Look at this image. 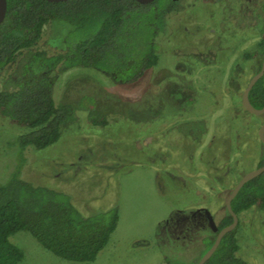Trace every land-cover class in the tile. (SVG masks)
<instances>
[{
    "label": "rangeland",
    "instance_id": "obj_1",
    "mask_svg": "<svg viewBox=\"0 0 264 264\" xmlns=\"http://www.w3.org/2000/svg\"><path fill=\"white\" fill-rule=\"evenodd\" d=\"M194 1L201 4V0H179L175 10L168 14L167 30L158 38L159 62L143 76L120 82L92 67L55 71L54 96L58 102L92 95L96 100L95 112L107 116L110 124L100 132L94 131L89 112L81 110L80 124L68 127L59 142L47 149L28 151L26 176L69 192L84 214L119 203L120 220L109 243L93 262L62 259L44 248L29 232L20 230L10 237L24 252L20 264H166V255L193 264L207 249V240L173 242L170 237L160 235V229L174 209H189L198 204L207 206L219 222L226 215V200L233 187L245 173L258 167L264 155L258 134L261 123L243 114L240 108L243 91L261 63L260 57L247 60L243 54L257 48L260 36L256 22L262 11L260 0L257 5L256 0H234L236 18L230 21V31L224 36L229 54L215 58L206 66L200 59H187L184 55L181 8ZM199 18L205 26L211 24L201 15ZM50 32L46 28L40 46L54 51L56 48L48 44ZM60 34L56 33V38L60 39ZM182 77L197 83L180 86L197 97L195 118L205 119L208 126L203 143L192 155L183 153L179 147L184 137L181 129L185 135L187 124L180 129V121L167 123V127L154 132V143L148 138L150 131H145L152 125L151 116L159 109L164 114L168 107L164 95L153 97L157 91L164 87L172 98H185L178 91L180 86L173 85ZM231 77L240 85H220ZM161 102L163 105L159 108ZM167 112L166 119L173 114ZM5 131L18 134L23 129L9 127ZM213 137L215 143L211 148ZM6 147L0 142L1 181L9 176L7 157L14 152ZM150 147L158 152L156 160L144 154ZM209 160L219 163L222 170L218 175L230 168L224 182L214 178L217 171L210 169ZM169 172L174 174L173 178ZM236 232L240 244L238 254L250 264H264V209L252 207L241 212Z\"/></svg>",
    "mask_w": 264,
    "mask_h": 264
},
{
    "label": "trees",
    "instance_id": "obj_2",
    "mask_svg": "<svg viewBox=\"0 0 264 264\" xmlns=\"http://www.w3.org/2000/svg\"><path fill=\"white\" fill-rule=\"evenodd\" d=\"M7 1V14L0 25V121L7 129L23 131L8 133L0 122V142L14 149L11 155L6 154L9 176L0 180V264L22 262L24 252L10 238L20 230L29 232L62 259L93 262L118 227L119 203L84 214L69 192L26 176L27 154L32 148L43 150L59 142L68 127L80 124L81 110L89 112L94 131L100 132L110 124L107 116L95 112L92 95L58 102L54 96L55 71L92 67L123 82L143 76L159 62L158 38L167 30L173 0L146 4L137 0ZM258 26L261 38L248 57L261 58L259 71L264 60V19ZM46 28L51 31L48 44L56 48L54 51L40 46ZM58 32L60 39L56 38ZM249 97L255 107L264 106V75ZM195 99V95L189 96L187 103L191 106ZM240 108L243 114L264 123V114L249 112L243 103ZM263 164L264 155L258 166ZM232 207L237 214L252 207L264 209V173L245 183ZM232 220L226 209L219 228ZM215 237L205 239L209 245L201 256ZM239 249L234 229L223 237L205 264H250L238 254ZM165 263L185 264L167 255Z\"/></svg>",
    "mask_w": 264,
    "mask_h": 264
},
{
    "label": "flooded vegetation",
    "instance_id": "obj_3",
    "mask_svg": "<svg viewBox=\"0 0 264 264\" xmlns=\"http://www.w3.org/2000/svg\"><path fill=\"white\" fill-rule=\"evenodd\" d=\"M178 1L179 0H173V2L170 5L171 9L168 12V14L171 11L175 10L174 6L176 5V3H178ZM247 1L252 2V0H247ZM257 1L258 0L255 1L256 5L258 4ZM260 7H261L262 15L259 16V19L256 22V28H257V33L261 38L258 24L260 23V21L264 19V0H260ZM234 9H235L234 0L233 3H231V0H201V4L194 1V2H188L184 6H182L181 14L184 15L182 24H184L183 30L185 31V37L183 39V43L185 46L184 55L186 56L187 59H190L192 57L198 58L201 61L205 62L207 66L209 63H213V60L217 57L228 56L229 48L225 47L224 45L225 42L224 36L226 35L225 34L226 32L230 31V27L228 26V24L230 23L231 20H233V18L234 19L236 18L233 12ZM245 14H247V12H245ZM199 15H201V18L203 20L204 19L209 20L211 24L205 26L202 21H199L201 20L199 18ZM191 17L194 18L191 19ZM190 21L193 22L189 23ZM218 52H221L222 56L219 55ZM250 52H252V50L246 51L243 54L245 59L251 60L253 58H256V57H248V53ZM190 61L191 60H189V62ZM185 66H187L186 63ZM191 70L192 69H189V73L192 72ZM206 70L210 71L211 69L207 68ZM217 70H218V74L220 75L221 69L218 67ZM213 72L217 73L215 71ZM257 72L258 69L256 70L255 73ZM240 73L241 72L239 71V74ZM208 84L212 85L213 83L208 82ZM173 85L176 86L197 85V83L193 82V80H184V78L182 77L181 81L173 82ZM220 85H240V83L236 82L235 77H231V79L226 84L221 83ZM178 88H179L178 90L179 93L185 95V98L183 99L182 97L181 99L172 98L171 95L168 94L169 91H167V89L164 87H162L159 91H157V93H155V95H153V97L155 98L156 96L163 97L164 95L166 97L167 100L166 102L168 106L165 112L169 110L167 113L170 114V112H172L173 114L166 119L164 118L165 113L162 114L160 112V109L158 112L156 111L155 114L151 116L152 125H150V134L148 135V138H151L149 140L152 143L154 138L153 135L155 134L154 132H156L159 129L162 130L163 128L167 127V125L170 123H173L175 121H180L181 125H178V127L180 126L181 129L183 126H185L183 124H187V132L185 133V135H183V131L181 129V136L184 137L182 139L183 143L180 144L179 147L181 148L183 153L187 155L189 154L192 155L195 152V150H197L198 146L203 143L208 126L204 122L205 119L202 120L199 118H195L196 113L194 108L197 102V97L190 106L187 103V99L189 96H193V95L187 92L188 89L185 91V89H183L184 87L182 86ZM162 105L163 102L159 104V108ZM158 122H160V124ZM158 126L160 127L158 128ZM214 137L212 139V142L209 144V147L211 148L215 143ZM189 140H192L193 143L189 144ZM144 154H146V156L150 157L151 159L156 160V156L158 152L156 151V149L150 147V150H148V152L146 153L144 152ZM160 158L162 159V161H164V158H162V156H158V159ZM217 160L219 161V159ZM208 162L210 164V169L217 171V173L214 174V178L220 179L222 182H224L225 179L230 174V168L225 170L223 174L218 175V171L222 170L218 165L219 163L217 164L216 163L217 161H213V163H211L210 160ZM169 175L172 178L174 177L173 173L169 172ZM199 193H201V191H197V194ZM203 207L208 208L203 204H198L189 209H184V208L174 209L171 212V214L163 221L160 229V235L170 237L173 242L181 241L182 244L186 243V241L197 242L198 241L197 239H200L201 242L204 243L205 239L207 238L212 239L215 235L217 237L218 231H214V229L212 228L211 221L207 213L205 212L204 209L199 210L200 208ZM212 214L214 220L216 221V217L214 213ZM216 223L219 227L220 221L219 222L216 221Z\"/></svg>",
    "mask_w": 264,
    "mask_h": 264
},
{
    "label": "water",
    "instance_id": "obj_4",
    "mask_svg": "<svg viewBox=\"0 0 264 264\" xmlns=\"http://www.w3.org/2000/svg\"><path fill=\"white\" fill-rule=\"evenodd\" d=\"M49 1H53V2H59V1H65V0H49ZM140 3H150L154 0H137ZM7 10H8V1L7 0H0V25L2 24V22L4 21L6 14H7ZM264 75V60L262 63V67L261 69L255 73L252 78L250 79L248 85L246 86V88L243 91L242 94V103L243 106L251 113L256 114V115H262L264 114V106L261 108H257L255 107L251 101H250V91L252 90V88L254 87V85L257 83V81ZM259 138L261 140V142L264 144V123L260 126L259 131ZM264 173V164L261 166H258L257 168L245 173L237 182V184L233 187L230 195L228 196L227 200H226V208L229 211V213L232 215L233 220L230 224L226 225L225 227L219 229L216 221L214 220L213 214L212 212L208 209V208H200L204 209L205 212L207 213L208 217L210 218L211 221V226L214 229V231H218L217 237L214 241V243L211 245V247L201 256V258L197 261L196 264H205L210 257L213 255V253L216 251V249L218 248V246L220 245L223 237L230 231L236 229V227L239 224V214H237L233 207H232V201L233 199L236 197V195L238 194V192L240 191V189L245 185L246 182H248L249 180L257 177L258 175Z\"/></svg>",
    "mask_w": 264,
    "mask_h": 264
}]
</instances>
